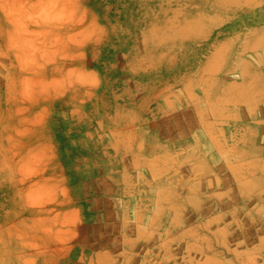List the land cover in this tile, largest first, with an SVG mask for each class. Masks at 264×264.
<instances>
[{
	"label": "rangeland",
	"instance_id": "rangeland-1",
	"mask_svg": "<svg viewBox=\"0 0 264 264\" xmlns=\"http://www.w3.org/2000/svg\"><path fill=\"white\" fill-rule=\"evenodd\" d=\"M49 1L0 0V264H264V0Z\"/></svg>",
	"mask_w": 264,
	"mask_h": 264
},
{
	"label": "bare ground",
	"instance_id": "bare-ground-1",
	"mask_svg": "<svg viewBox=\"0 0 264 264\" xmlns=\"http://www.w3.org/2000/svg\"><path fill=\"white\" fill-rule=\"evenodd\" d=\"M51 1H52V0H51ZM51 1H49V2H51ZM53 1H54V0H53ZM59 1H60L61 3H62V1H65V3L67 2V0H62V1L59 0ZM69 1H70V0H69ZM74 1H75V0H74ZM150 1H151V0H139V1L137 0L138 4L142 7L143 12H145V13H150V11L152 10V9L149 7V2H150ZM160 1H161V0H160ZM160 1H159V2H160ZM170 1H171V0H170ZM184 1H186V0H184ZM49 2H48V3H49ZM171 2H172V1H171ZM215 2H217V3L219 4V6L222 7V6L225 5V3H227V4L230 3V0H229L228 2H227L226 0H208V1L205 0L203 3H209V4L214 5ZM51 3H52V2H51ZM69 3L71 4L72 1H70ZM75 3H76V2H75ZM232 3H234V1H233ZM52 4H53V3H52ZM62 4H63V3H62ZM194 4H195V3H194ZM196 4H197V3H196ZM230 4H231V3H230ZM246 4L249 5V2H246ZM53 5H54V4H53ZM64 5H67V7H68V3L61 5L62 8H64V9H63L64 11H66V9L68 10L67 13L64 12V11H62V9H61V11H60L57 5H56V6H57L56 8H58V10L55 9V6L53 7L52 5H51V6H52L53 8H52V7H51V8L54 9V11H56V10H57L58 12L60 11L61 14L64 15V17H66V15L68 16V14H69V7H68V8H67V7H64ZM131 5H132V4H131ZM134 5H135V4H134ZM163 6H164V5H163ZM169 6H170V5H169ZM175 6H176V5H175ZM49 7H50V6H49ZM136 7H137V6H136ZM160 7H161V5H160ZM51 8H50V10H51ZM126 8H127V7H126ZM132 8H133V6H132ZM127 9H128V8H127ZM133 9H134V8H133ZM71 10H72V9H71ZM71 10H70V13L72 14L73 12H71ZM79 10H80V9H79ZM52 11H53V10H52ZM160 11H161V10H160ZM180 11H181V10H180ZM74 12H75V11H74ZM63 13H64V14H63ZM65 13H66V15H65ZM76 13H77V12H76ZM48 14H49V13H48ZM48 14H46L47 16L45 15V18H47V19H46V22L49 21L51 18L54 19L53 17H55V15H58V13H56V14L54 13V16L52 17L53 13H52V15H50V14H51V13H50V14H49V20H48ZM73 14H74V13H73ZM59 15H60V13H59ZM62 15H60V18H57V17H58V16H57L55 19H56L57 21H58V19H59L60 22H61L62 20L64 21L65 18L62 19V17H61ZM202 15H204V14H202ZM50 16H51V17H50ZM70 16H71V15H70ZM83 16H84V15H83ZM79 17H80V16H79ZM69 18H70V17H69ZM188 18H190V17L188 16ZM188 18H186V19H188ZM41 19H42V21H43L44 18H41ZM61 19H62V20H61ZM67 19H68V18H67ZM82 19H83V18H82ZM39 20H40V19H39ZM75 20H77V19H75ZM42 21H41V22H42ZM50 21H52V20H50ZM59 21H58V22H59ZM43 22L45 23V21H43ZM43 22L41 23L42 25H43ZM52 22L55 23V20L52 21ZM190 22L193 23L192 21H190ZM190 22H189V23H190ZM47 23H49V22H47ZM72 23H73V22H72ZM174 23H176V22H174ZM186 23H187V21L185 22V24H186ZM45 24H46V23H45ZM45 24H44V25H45ZM50 24H53V23H50ZM67 24H69V23H67ZM73 24H75V23H73ZM55 25H56V26H55ZM55 25H54V27L56 28L58 24L55 23ZM61 25H62V24H61ZM46 26L49 27L48 25H46ZM52 26H53V25H52ZM59 26H60V25H59ZM67 26L70 27V24L67 25ZM184 26H187V25H184ZM50 27H51V25H50ZM61 27H62V26H61ZM77 27H78V26H77ZM52 28H53V27H51V30H52ZM58 28H59V27H58ZM75 28H76V27H75ZM161 28H162V27H161ZM66 29H67V28H66ZM66 29L64 30V28H63L64 31H66ZM76 29H77V28H76ZM139 29H140V28H139ZM51 30H48V31H51ZM56 30H57V29H56ZM181 30H182V29H181ZM60 31H61V30H60ZM79 31H80V30H79ZM195 31H196V30H195ZM251 31H252V30H251ZM66 32H67V31H66ZM66 32H65V33H66ZM248 32H250V30H249ZM65 33H64V34H65ZM74 33H75V31H74ZM211 33H212V32H211ZM59 34H60V33H59ZM59 34L57 33L56 35H59ZM64 34H63V35H64ZM71 34H72V33H71ZM60 35H61V34H60ZM55 37H56V36H55ZM58 37H60V36H58ZM70 37H71V35H70ZM83 37H84V36H83ZM55 39H56V38H55ZM55 39H54V40H55ZM72 39H74V38H72ZM76 39H77V38H76ZM82 39H83V38H82ZM82 39H81V41H82ZM68 40H70V39H68ZM71 41H72V40H71ZM55 42H56V41H55ZM53 43H54V41H53ZM51 44H52V43H51ZM263 46H264V45H263ZM150 58H155V59H157V60H162L161 57H159V55H158L157 57H156V56H151ZM149 75H150V73H149L148 75H146V76H149ZM245 76H246V72H245V71H242V72H241V77L244 78ZM151 79H152V78L149 76V80H151ZM142 80H143V79H142ZM49 81H50V80H49ZM52 81H53V80H52ZM117 81H118V80H117ZM58 83H59V82H58ZM147 83H150V82L148 81ZM53 84H54V83H53ZM115 84H116V83H115ZM40 85H41V84H40ZM116 85H117V84H116ZM42 86H43V85H42ZM101 86H102V84H101ZM118 86H119V85H118ZM99 87H100V86H99ZM43 89H44V88H43ZM99 89H100V88H99ZM114 90H115V89H114ZM114 90H113V91H114ZM116 90H117V89H116ZM96 91H97V90H96ZM102 91H103V90H102ZM28 95H29V94H28ZM122 96H123V95H122ZM158 100H159V99H158ZM91 101H92V100H91ZM153 104H154V103H153ZM103 109H104V108H103ZM142 113H143V112H142ZM107 114H108V113H107ZM150 114H151V113H150ZM102 120H103V119H102ZM102 120H101V122H102ZM260 152H261V151H260ZM209 207H210V206H209ZM211 207H212V206H211ZM205 263H206V262H205Z\"/></svg>",
	"mask_w": 264,
	"mask_h": 264
}]
</instances>
